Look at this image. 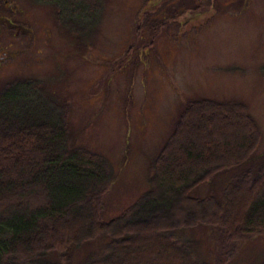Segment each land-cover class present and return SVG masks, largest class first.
I'll list each match as a JSON object with an SVG mask.
<instances>
[{"label":"rangeland","instance_id":"rangeland-1","mask_svg":"<svg viewBox=\"0 0 264 264\" xmlns=\"http://www.w3.org/2000/svg\"><path fill=\"white\" fill-rule=\"evenodd\" d=\"M0 18V89L16 79H35L67 106L71 142L100 155L111 170L112 179L102 197L105 221L121 215L149 189L152 162L189 101L241 103L261 134L249 160L194 188L191 197L222 200L234 177L264 165V0H102L97 23L79 37L60 26L53 8L33 0H0ZM39 101L37 96L20 95L9 110L0 109V116L14 115L20 103ZM16 118L32 126L58 124L56 117ZM2 127L0 135L13 131L10 122ZM187 129L210 140L205 147L209 153L218 149L212 141L216 135L232 140L244 123L238 111L192 110L173 143ZM238 154L234 149L207 165L193 164L196 177L235 160ZM182 165L179 162L178 167ZM263 179L252 187L264 198ZM89 183L87 195L97 179ZM164 188L159 184L157 193ZM180 197L177 190L172 207L165 208L162 202L155 206L168 215L162 229L171 226L178 213L175 224L193 222L195 215L207 218L202 212L194 214V207L186 206ZM86 204L77 210L84 214L83 220L79 216L76 220L89 230L94 203L88 198ZM22 210V205L9 208L0 219ZM142 219L135 216L139 224L132 233L136 238L122 252L124 257L141 252L140 235L146 236L148 223L157 218L145 224ZM73 221L72 217L63 220L64 232L77 236ZM214 230L199 226L179 235L190 240L198 258L210 264L219 259L217 264H264V232L237 240L226 250ZM35 238L50 241L40 233ZM103 243L97 239L73 249L68 264H83L101 251ZM168 252L166 246L163 254ZM6 263L20 264L21 258H9Z\"/></svg>","mask_w":264,"mask_h":264},{"label":"trees","instance_id":"trees-1","mask_svg":"<svg viewBox=\"0 0 264 264\" xmlns=\"http://www.w3.org/2000/svg\"><path fill=\"white\" fill-rule=\"evenodd\" d=\"M33 1L53 8L60 26L77 37L95 26L102 10V0ZM20 95L37 96L40 101L35 105L20 103L14 115L0 116V128L9 122L13 126L11 133L0 135V214L17 205L23 206L21 212L0 219V264H7V259L14 257L21 258L20 264H68L73 249L97 239L105 240L101 251L83 261V264H210L198 258L193 243L180 236V232L199 226L211 227L220 235L222 247L226 250L232 249V244L237 240L264 232V198L258 196L252 187L264 176V165L234 177L225 187L222 200L214 196H190L194 188L221 172L243 164L257 150L261 134L243 104L207 99L186 103L152 162L149 189L121 215L105 221L102 197L112 179L106 161L100 155L71 142L67 106L53 97L38 80L16 79L5 84L0 89V109L9 110ZM197 109L238 111L244 129L232 140L216 135L212 141L217 143L218 149L209 153L205 147L210 140L194 129L185 130L184 135L173 143L185 116ZM18 115L21 118L56 117L58 124L32 126L23 123L22 119L16 121ZM234 149L239 151L235 160L196 177L198 171L194 166L207 165L218 155H225ZM179 162L184 165L178 167ZM95 179V189L87 195L88 188L92 186L89 182ZM261 183L264 185V179ZM159 184L165 187L161 193H157ZM177 190H181V202L194 207L191 209L194 214L202 212L207 218L200 219L195 215L193 222L175 224L174 221L181 216L178 213L171 226L162 229L168 215L156 210L155 206L162 202L165 208L172 207L173 192ZM88 198L93 200L94 208L91 228L85 230L83 222L76 220V217L83 220L84 214H78L77 210L88 202ZM231 208L234 210L228 215ZM137 214L143 217L144 224L153 217L157 219L148 223L146 236L140 235L143 240L139 248L141 252H128V256L124 257L122 252L129 249L132 246L129 242H134L136 238L132 228L139 224L135 220ZM68 217L75 218L72 224L77 236L64 232L66 226L63 220ZM233 225H237L238 230ZM39 233L49 237L50 241L35 238ZM166 246L171 252L163 254ZM29 259L31 263H27ZM219 260L217 263L221 262Z\"/></svg>","mask_w":264,"mask_h":264},{"label":"flooded vegetation","instance_id":"flooded-vegetation-1","mask_svg":"<svg viewBox=\"0 0 264 264\" xmlns=\"http://www.w3.org/2000/svg\"><path fill=\"white\" fill-rule=\"evenodd\" d=\"M0 19H2V18H0ZM1 24V23H0Z\"/></svg>","mask_w":264,"mask_h":264}]
</instances>
